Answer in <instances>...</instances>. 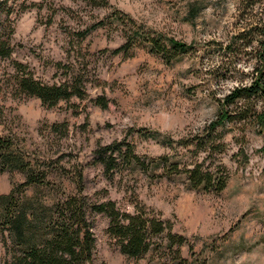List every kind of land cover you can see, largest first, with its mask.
I'll use <instances>...</instances> for the list:
<instances>
[{
  "label": "rangeland",
  "instance_id": "obj_1",
  "mask_svg": "<svg viewBox=\"0 0 264 264\" xmlns=\"http://www.w3.org/2000/svg\"><path fill=\"white\" fill-rule=\"evenodd\" d=\"M100 1L93 6L87 0H27L30 6L15 22L14 58L49 84L64 80L71 65L81 68L86 93L83 99L74 96L48 107L40 98L13 91V68L9 61L1 62L0 110L6 123L0 125V135L13 133L32 157H45L57 169L52 178L56 187L42 189L43 199L66 190L109 197L131 210L127 201L137 197L187 237L181 247L185 264H264V133L253 120L226 127L222 161L230 174L217 195L188 189L182 175L157 178L121 168L109 179L95 154L99 145L124 140L147 160L164 153L182 155L167 142L201 129L215 116L219 98L251 80V63L234 58L233 77H223L227 61L211 44L224 42L235 31L242 0ZM189 4L199 8L192 20L184 17ZM131 28L194 42L198 51L170 62L134 43L125 56L112 52ZM98 97L107 105L97 103ZM254 107L263 110L264 100ZM25 181L21 171L0 169V193ZM26 190L30 195L35 191L32 186ZM96 218V264L161 262L152 254L128 258L105 232L108 218ZM10 261L0 233V264Z\"/></svg>",
  "mask_w": 264,
  "mask_h": 264
},
{
  "label": "trees",
  "instance_id": "obj_2",
  "mask_svg": "<svg viewBox=\"0 0 264 264\" xmlns=\"http://www.w3.org/2000/svg\"><path fill=\"white\" fill-rule=\"evenodd\" d=\"M87 1L93 6L103 3ZM26 2L0 0V63L9 61L13 68L9 85L20 95L40 98L48 107L63 100L69 102L74 96L83 99L87 83L81 68L71 65L64 80L49 84L37 78L28 63L14 58L15 22L30 6ZM240 3L235 15V31L224 42L211 41V44H216L219 57L227 61L223 77H233L237 70L231 60L234 58L238 62L251 63V80L233 86L219 98L215 116L201 129L167 142L170 148L184 151L180 157L172 158L164 153L147 160L135 152L132 143L124 140L99 145L95 154L109 179L123 168L129 173L146 171L157 178L174 179L182 175L188 189L205 194L217 195L225 189L230 174L222 161L227 146L226 127L251 119L264 133V108L254 107L255 101L264 100V0H242ZM198 9L189 4L185 19L196 18ZM124 36L125 42L112 52L125 56L134 43L170 62L179 55L198 51L194 42L166 36L158 30L131 28ZM98 101L107 105L102 97H98ZM4 118L0 110V125L6 123ZM57 126L55 123L53 129ZM63 130V134H67L66 125ZM164 138L169 139L168 136ZM0 169L18 170L26 176V181L13 185L9 193H0V233L11 254L7 264H96L94 227L97 215L108 218L105 232L128 258L152 254L159 258V264H185L181 247L188 242L187 237L175 232L169 219L146 207L137 197L127 201L131 210L109 197L89 198L66 190L57 198L43 199L42 189L56 187L52 178L57 176V169H51L45 157L41 160L32 157L11 132L0 135ZM27 186L34 188L33 194L27 193Z\"/></svg>",
  "mask_w": 264,
  "mask_h": 264
}]
</instances>
